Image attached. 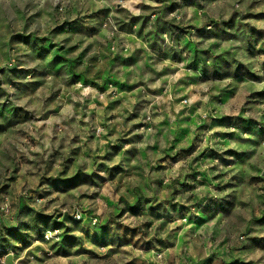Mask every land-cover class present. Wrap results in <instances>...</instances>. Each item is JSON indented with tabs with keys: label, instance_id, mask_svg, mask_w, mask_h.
<instances>
[{
	"label": "rangeland",
	"instance_id": "374dc122",
	"mask_svg": "<svg viewBox=\"0 0 264 264\" xmlns=\"http://www.w3.org/2000/svg\"><path fill=\"white\" fill-rule=\"evenodd\" d=\"M0 264H264V0H0Z\"/></svg>",
	"mask_w": 264,
	"mask_h": 264
}]
</instances>
